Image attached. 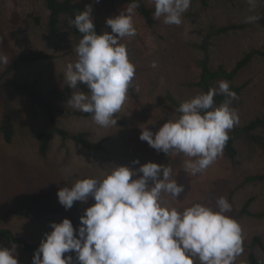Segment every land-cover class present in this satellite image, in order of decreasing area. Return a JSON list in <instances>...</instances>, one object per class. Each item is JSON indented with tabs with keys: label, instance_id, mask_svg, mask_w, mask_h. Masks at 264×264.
<instances>
[{
	"label": "rangeland",
	"instance_id": "1",
	"mask_svg": "<svg viewBox=\"0 0 264 264\" xmlns=\"http://www.w3.org/2000/svg\"><path fill=\"white\" fill-rule=\"evenodd\" d=\"M75 1L81 2L85 8L91 6L94 23L108 32L111 29L106 20L119 15L128 6L110 0H100L99 3L96 0ZM143 1L154 9L150 0ZM207 2L204 6L201 0H192L179 26L167 25L161 17L155 18L157 24L154 27H149L135 10L133 20L137 35L124 38L121 43L126 44L130 61L136 67L134 85L139 101L136 102L128 93L125 104L114 117L118 120L117 126L108 128L96 125L91 116L58 115L59 127L71 133H87L88 138L100 142L102 148L89 152L71 139H63L53 132L50 149L42 156L38 152L37 135L49 129V118L46 109L32 98L31 90L40 97L58 88L64 90L67 85L66 65L77 60L74 49L80 39L72 33L67 19L55 34L49 32V11L44 0H16L17 4L12 0H0V24L13 49L17 53L35 49L55 56L49 62L18 65L14 73L3 81L5 86L0 93V121L6 105L16 131L10 144L4 142L0 132V216L20 204L51 210L33 216L18 213L6 221L0 220L1 228L12 230L38 249L42 239L46 238L45 233L52 231L51 223H60L68 218L77 230L81 226L80 217L87 209L82 208L81 203H75L70 210L53 209L59 204L57 193L61 188L71 186L77 179L101 178L111 171L113 165L136 170L148 162H162V152L158 153L140 140V126L148 125L150 131L157 132L169 119L178 117L175 103L181 105L203 93L195 83L199 80L200 62L206 52L210 67L215 70L221 65L232 69L251 49L264 50V0H259L255 12L249 11L246 0ZM250 15L259 19L248 23L246 18ZM15 16L18 24L13 22ZM35 16L41 17L39 25L35 24ZM230 24L244 25L245 28L210 36L211 28ZM0 55L8 58L6 65L0 64L1 75L8 68L11 55L1 47ZM153 61L157 62L156 68L151 66ZM219 81L222 80L214 82L215 88H218ZM229 84L244 86L233 107L238 110L239 124L229 131L232 135L264 115V57H255ZM73 93L54 96L52 103L55 107L76 110L67 104ZM253 134L264 136V129ZM234 145L237 150L235 160H231L224 150L222 157L197 176L185 172L186 156L182 153L171 155L169 166L173 169V178L185 187L179 201L172 203L178 208L193 203L215 208L216 200L224 196L232 204V211L227 214L231 216L238 214L247 200L253 198L249 208L251 213L264 212V182L246 181L249 176L264 173V146L243 134L234 135ZM134 160H139L140 164L134 165ZM236 221L243 230L244 251L235 264H249L247 246L256 236L264 243V218L242 216ZM12 246L0 237V247L11 249ZM16 249L19 264H32V252L21 246H16ZM255 253L264 263V248L257 246ZM68 255L75 260L74 252L66 253L65 257Z\"/></svg>",
	"mask_w": 264,
	"mask_h": 264
},
{
	"label": "clouds",
	"instance_id": "2",
	"mask_svg": "<svg viewBox=\"0 0 264 264\" xmlns=\"http://www.w3.org/2000/svg\"><path fill=\"white\" fill-rule=\"evenodd\" d=\"M100 0H96L99 3ZM154 18L163 17L167 25L179 26L192 0H150ZM255 12L259 0H246ZM140 6L132 0L125 11L106 20L111 32L98 34L92 7L88 6L68 20L81 34L74 51L77 60L68 63L65 82L70 89L84 84L88 92L76 91L67 104L91 114L101 128L117 126L115 115L125 104L134 86L136 67L130 61L124 38L137 35L133 17ZM259 18L250 15L246 22ZM0 55V64H7ZM153 68L157 62L153 61ZM223 95L215 106L214 97ZM237 94L227 81L185 100L175 110L180 115L169 119L153 133L141 125L140 140L158 153H182L184 170L191 176L203 174L223 155L230 139L229 131L239 124L238 110L231 107ZM139 165V160L132 162ZM185 187L173 178L171 166L148 162L133 170L113 165L101 178L77 179L61 188L58 202L70 210L76 202L94 200L81 226L74 228L70 219L51 223L50 233L35 252L32 264H235L243 251V230L227 215L232 204L221 196L215 208L201 203L178 208ZM75 253L65 257L66 253ZM0 264H19L16 245L0 247Z\"/></svg>",
	"mask_w": 264,
	"mask_h": 264
},
{
	"label": "trees",
	"instance_id": "3",
	"mask_svg": "<svg viewBox=\"0 0 264 264\" xmlns=\"http://www.w3.org/2000/svg\"><path fill=\"white\" fill-rule=\"evenodd\" d=\"M14 3H16V0H12ZM46 8L49 11V17H48V24L47 28L51 34H55L61 24L63 23L64 19L69 20L70 18H74L76 14L79 12L84 11L86 8L85 6L75 0H44ZM112 3L114 2H123L126 4H129L132 2V0H110ZM232 1V0H227ZM202 4L204 6H207L208 2L207 0H201ZM17 4V3H16ZM139 8L136 9L138 14L143 17L146 24L149 27H154V25L157 24V20L154 18V9L148 7L143 0H139ZM35 24L39 25L41 23V17L35 16L34 18ZM14 24H18L17 16L14 17ZM95 24V23H94ZM245 28L244 25H238V24H230L225 25L219 28H211L210 30V36H218V35H225L228 33L236 32L239 30H243ZM72 33L79 39H81V34L78 32V30L71 26ZM95 30L98 34H102L104 32L103 28L99 26L98 24H95ZM0 47L1 49L11 55L10 63L8 68L5 72H3L0 75V93L3 91V88L5 86V83L3 82L5 78L9 77L14 73V71L17 69L18 65L20 64H31L36 62H49L55 59L54 55L45 53L43 51H37L35 49H30L27 52L24 53H17L13 47L10 45L9 40L5 36L3 29L0 24ZM206 51V50H205ZM255 57H264V50L261 49H251L248 52H246L236 63L235 66L232 69H227L223 65L219 66L217 69L213 70L210 67L209 62V55L206 54L203 57V60L200 62V77L199 80L195 83V86L203 91V93H206L210 88H215L214 82L218 80H225L229 83L233 82L234 79L238 76L240 72L245 70L252 60ZM244 86H235L230 85V89L234 91L237 94V97L242 93ZM76 90H81L84 92H88L87 87L84 84H80L77 89L73 90L68 87V85L65 86L64 90L58 88L51 93L40 97L37 95L36 92L31 90V96L35 100L36 104L43 106L47 113L49 118V129L44 130L38 133L37 140H38V152L40 155L45 156L49 149L51 144V136L53 132H56L61 138L63 139H71L74 141L77 145L83 146L86 148L89 152H94L96 150H100L102 148V144L100 142H93L88 138L87 133H71L67 131L66 129H63L59 127L58 125V115L65 114V115H77V116H84L89 117L91 114L84 113L79 110H70L66 108H60L55 107V105L52 103V99L54 96H69ZM129 94L132 99H134L136 102L139 101V95L136 91L135 85L129 89ZM236 97V99H237ZM225 97L223 95H217L214 97L215 100V106H219L221 103H223ZM236 99L232 102V107L236 106ZM176 108H178L180 105L175 103ZM180 114L178 113V116ZM259 129H264V115L262 117H258L252 121H250L246 126L242 127L241 129L236 130L235 134L233 133L230 136L229 141L227 142L224 150L227 154V156L231 160H235L237 156V150L234 145V135L237 134H243L245 135L249 140L255 142L256 144L264 146V136H257L253 133ZM0 132L2 139L5 143L10 144L12 143L16 131L14 127V123L11 117L10 110L5 105L1 121H0ZM170 156L166 155L162 152L161 158L162 162L159 163L161 165L169 166L170 164ZM247 182H264V173L255 174L252 176H249L246 178ZM253 201V198H250L247 200L245 205L243 206L242 210L238 214H232L231 217L235 220L242 217V216H254L258 218H264V212L253 214L250 211V205ZM77 204L81 203L82 208H88L91 207L94 203V200H89L87 203L83 202H76ZM63 209L64 207L59 203L57 206H54L53 209L59 210ZM51 209L48 207H39L38 209H34L31 206H27L25 204H20L18 206L10 208L5 215L0 216L1 221H6L10 217L18 214L23 213L28 216H33L37 214H42L44 212H48ZM0 237L5 239L10 245H16L21 246L24 249L30 251L35 254L37 251V247L30 244L28 240L24 237L17 236L12 230L8 228H1L0 227ZM259 246L261 248H264L263 240L256 236L252 239L251 243L247 246L249 253H248V262L249 264H264L261 260L258 259L255 253V248Z\"/></svg>",
	"mask_w": 264,
	"mask_h": 264
}]
</instances>
